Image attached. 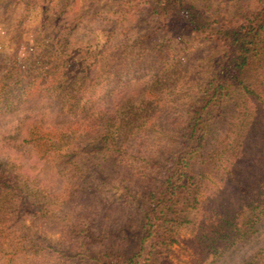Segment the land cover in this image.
I'll return each mask as SVG.
<instances>
[{"label":"trees","instance_id":"trees-1","mask_svg":"<svg viewBox=\"0 0 264 264\" xmlns=\"http://www.w3.org/2000/svg\"><path fill=\"white\" fill-rule=\"evenodd\" d=\"M95 3L85 1L92 8ZM210 3H138L141 21H153L150 38L172 40L182 33L215 53L176 132L174 148L164 163H156L158 182L140 189L137 223L93 231L70 222L65 231L70 248H58L42 237L44 243L30 248L35 253L49 250L83 264H171L170 248L179 231L187 229L193 264H220L257 232L264 219V0H242L226 13ZM62 12L37 28L26 24L18 0H0V35L7 39L10 34L13 42L8 65L0 63V115L29 102L52 100L59 119L30 123L23 142H42V155L52 154L56 166L77 173L84 167L107 181L117 172L116 154L124 150L121 134L127 136L121 133L126 118L99 108L116 92L117 87L106 88L115 72L107 62L116 52L108 48L90 54V64L78 67L75 62L72 71L59 70L55 55L69 44L71 31L61 29V16L67 15ZM7 13L13 24L2 26ZM83 116L90 118L82 131L72 130L71 122ZM203 197L207 212L199 218L195 211ZM44 214L38 211L33 217ZM261 253L242 263L258 261Z\"/></svg>","mask_w":264,"mask_h":264},{"label":"rangeland","instance_id":"rangeland-1","mask_svg":"<svg viewBox=\"0 0 264 264\" xmlns=\"http://www.w3.org/2000/svg\"><path fill=\"white\" fill-rule=\"evenodd\" d=\"M18 1L26 24L37 28L48 16L60 10L67 13L61 16V29L71 31L66 38L69 44L58 48L55 55L59 70L72 71L75 62L78 67L90 64V54L104 53L108 48L116 52L107 62L115 72L106 86L108 90L117 87L116 92L104 108H99L117 110L119 119L126 118L121 133L126 131L127 136L121 134L124 150L116 154L117 172L110 180H100L84 167L77 173L56 166L52 154L42 155V142H23L29 138L26 131L30 123L40 120L47 124L59 119L52 100L29 102L0 115V264H83L78 258H61L49 250L35 253L30 248L45 241L70 248L72 241L65 233L70 222L90 226L93 231L137 223L140 189L158 182L156 163H164L174 148L176 132L185 121L187 107L197 96L215 51L182 33L172 40L164 35L150 38L153 21H141L144 13L138 7L140 0H96L93 8L85 4L88 0H29L27 7L28 0ZM209 1L212 9L226 13L230 5L242 0ZM3 16L2 26L13 24L10 13ZM9 35L7 39L0 35L3 65H8L13 52ZM56 40L51 41L60 44ZM89 118L72 121V130L82 131ZM204 199L195 211L199 218L207 212ZM38 211L44 216L33 217ZM188 236L187 229L179 231L169 252L171 264L194 263L186 243ZM263 250L264 219L257 232L228 252L220 264H246L242 262ZM261 256L252 264H264V253Z\"/></svg>","mask_w":264,"mask_h":264}]
</instances>
